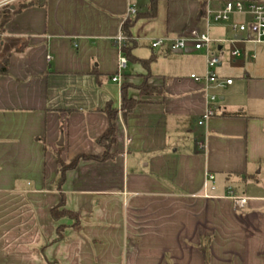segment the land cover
<instances>
[{
  "label": "crops",
  "instance_id": "1",
  "mask_svg": "<svg viewBox=\"0 0 264 264\" xmlns=\"http://www.w3.org/2000/svg\"><path fill=\"white\" fill-rule=\"evenodd\" d=\"M5 2L0 13L35 5L13 14L0 51L10 56L0 75V264H264V46L212 43L223 57L216 72L233 82L210 89L216 113L200 125L206 89L191 75L206 73V52L169 45L198 30L209 0H158L155 12L151 0H133L131 16L129 0ZM237 16L201 33L237 36L233 23L246 20ZM128 21L123 84L143 86L127 87L138 104L124 115L112 77ZM108 106L116 137L100 160ZM232 196L249 201L237 208Z\"/></svg>",
  "mask_w": 264,
  "mask_h": 264
},
{
  "label": "built area",
  "instance_id": "2",
  "mask_svg": "<svg viewBox=\"0 0 264 264\" xmlns=\"http://www.w3.org/2000/svg\"><path fill=\"white\" fill-rule=\"evenodd\" d=\"M18 0H6L5 4H10ZM137 13L136 4L133 0H129L128 6V16ZM233 15H241L246 18L241 22L233 23V31L237 36H233L230 39H213L208 33H200L196 28L191 30L186 37H179L174 39L170 45L169 49L174 50H186L189 48V42H194V48L196 50L204 49L206 52V73L203 75L192 74L191 78L200 84H204L206 89V100L208 103V109L205 114L202 115L201 119L198 121L200 125H203L206 120L216 113V109L213 104L218 101V96L212 92L210 89L215 86H225L226 84H232L233 79H223L221 78L216 69L222 64L223 57L222 54H216L212 51V43H217L218 45H223L226 42L236 44V43H250L255 45L264 46V0H229L226 2L224 8L221 10L209 13V22H226L229 21ZM166 39H157L152 43L153 48H158L166 44ZM126 42V36L124 33L120 34L116 40L115 45L118 49V71L112 80L117 82L120 86L123 84V72L128 64V59L124 53V45ZM234 57H239L242 55L241 49L235 48L232 51ZM256 58V54L251 55ZM52 56L48 55V60H51ZM129 142V139L127 140ZM201 148H204V144H200ZM209 180H213L214 176L209 175ZM209 183L206 182L205 190L208 191ZM214 188V187H213ZM235 207H243L249 201L246 196H232Z\"/></svg>",
  "mask_w": 264,
  "mask_h": 264
},
{
  "label": "trees",
  "instance_id": "3",
  "mask_svg": "<svg viewBox=\"0 0 264 264\" xmlns=\"http://www.w3.org/2000/svg\"><path fill=\"white\" fill-rule=\"evenodd\" d=\"M158 0H151L152 4V10L155 12L156 7H157ZM35 5V2H29V3H23L20 5L16 10H11V5H7L4 7V9L0 13V51L4 47V34H5V27L7 23L11 20L12 16L14 13H17L29 6ZM203 12L201 15L204 14V9H205V3L202 4ZM134 24V21H128L123 25V33L126 36V43L124 45V53L127 57V59H131V54L129 52V45L133 43V40L131 38V28ZM9 60L10 56L7 55L3 57V59L0 60V75H6L9 72ZM138 104V101L129 97L127 93V87L122 84V109L124 115L127 113L131 112L135 106ZM106 113L109 116L110 119V124L106 132L98 139V142L102 144L105 148V153L102 157L98 158L100 160L107 159L110 156L109 149L113 145L116 137V116H117V110L114 109L112 106H108L106 108ZM88 156L86 155H81L76 157L74 160H72L69 164H63V170L65 171L68 168H72L78 164L80 159L87 158ZM62 170V174L60 175V184L64 180V174L65 172ZM63 206V204L60 205V207ZM52 215L56 219H60L63 216H69L72 219H74V226L75 227H80L81 226V221L78 217V215L72 211H69L65 208H54L52 210ZM64 234L62 232V227H59V233L57 237V241H60L64 239Z\"/></svg>",
  "mask_w": 264,
  "mask_h": 264
},
{
  "label": "rangeland",
  "instance_id": "4",
  "mask_svg": "<svg viewBox=\"0 0 264 264\" xmlns=\"http://www.w3.org/2000/svg\"><path fill=\"white\" fill-rule=\"evenodd\" d=\"M209 2H210V6H209V8H208V11H209V13H214V12H217V11H219V10H221V9H217V2H218V0H209ZM240 17L239 16H237V15H233L232 16V19H239ZM208 24H209V16H208V13H207V15L206 16H204L201 20H200V23H199V25H198V30H199V32L201 33V32H205L206 31V29H207V27H208ZM218 24H220V22H215V21H212L211 22V29H213V27H215V26H219ZM228 48V47H227ZM126 87H137V88H140V87H142L143 86V84H141V85H135V84H132V83H128V84H126L125 85Z\"/></svg>",
  "mask_w": 264,
  "mask_h": 264
},
{
  "label": "water",
  "instance_id": "5",
  "mask_svg": "<svg viewBox=\"0 0 264 264\" xmlns=\"http://www.w3.org/2000/svg\"><path fill=\"white\" fill-rule=\"evenodd\" d=\"M200 19V18H199ZM196 28V23L195 24H193V26L190 28V30H189V32L191 31V30H193V29H195ZM192 50H190V49H186V50H174L173 52L174 53H177V54H182V53H189V52H191Z\"/></svg>",
  "mask_w": 264,
  "mask_h": 264
}]
</instances>
